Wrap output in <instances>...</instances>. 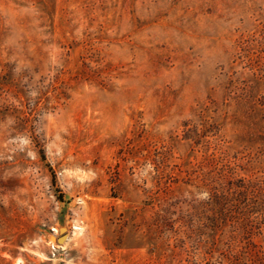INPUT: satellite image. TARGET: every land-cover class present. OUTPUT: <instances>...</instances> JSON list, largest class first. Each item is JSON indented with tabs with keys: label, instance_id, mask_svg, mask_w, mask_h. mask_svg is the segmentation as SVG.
I'll return each instance as SVG.
<instances>
[{
	"label": "rangeland",
	"instance_id": "rangeland-1",
	"mask_svg": "<svg viewBox=\"0 0 264 264\" xmlns=\"http://www.w3.org/2000/svg\"><path fill=\"white\" fill-rule=\"evenodd\" d=\"M19 261L264 264V0H0Z\"/></svg>",
	"mask_w": 264,
	"mask_h": 264
},
{
	"label": "bare ground",
	"instance_id": "bare-ground-1",
	"mask_svg": "<svg viewBox=\"0 0 264 264\" xmlns=\"http://www.w3.org/2000/svg\"><path fill=\"white\" fill-rule=\"evenodd\" d=\"M76 229H79V227H76ZM16 264H20V261H19V262H17Z\"/></svg>",
	"mask_w": 264,
	"mask_h": 264
}]
</instances>
